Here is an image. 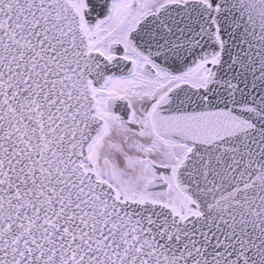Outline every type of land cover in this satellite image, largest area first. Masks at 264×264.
<instances>
[{
	"label": "snow or ice",
	"instance_id": "snow-or-ice-1",
	"mask_svg": "<svg viewBox=\"0 0 264 264\" xmlns=\"http://www.w3.org/2000/svg\"><path fill=\"white\" fill-rule=\"evenodd\" d=\"M0 264H264V0H0Z\"/></svg>",
	"mask_w": 264,
	"mask_h": 264
}]
</instances>
